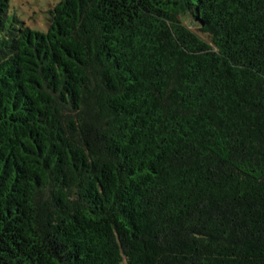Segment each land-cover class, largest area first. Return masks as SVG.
I'll return each instance as SVG.
<instances>
[{"label": "trees", "instance_id": "obj_1", "mask_svg": "<svg viewBox=\"0 0 264 264\" xmlns=\"http://www.w3.org/2000/svg\"><path fill=\"white\" fill-rule=\"evenodd\" d=\"M49 13L0 0V264H264V0Z\"/></svg>", "mask_w": 264, "mask_h": 264}, {"label": "rangeland", "instance_id": "obj_2", "mask_svg": "<svg viewBox=\"0 0 264 264\" xmlns=\"http://www.w3.org/2000/svg\"><path fill=\"white\" fill-rule=\"evenodd\" d=\"M60 0H9V12L18 16L33 29L45 31L49 23V11ZM185 22L189 24L199 35L205 39L208 36L199 31L197 23L192 17H186Z\"/></svg>", "mask_w": 264, "mask_h": 264}]
</instances>
